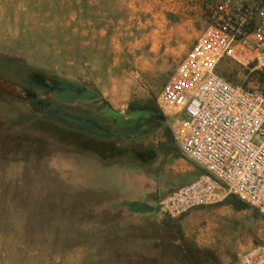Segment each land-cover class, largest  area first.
I'll return each instance as SVG.
<instances>
[{
    "label": "rangeland",
    "instance_id": "obj_1",
    "mask_svg": "<svg viewBox=\"0 0 264 264\" xmlns=\"http://www.w3.org/2000/svg\"><path fill=\"white\" fill-rule=\"evenodd\" d=\"M221 1L0 0V111L31 110L28 93L8 78L28 69L97 93L73 106L130 121L137 114L128 104L155 101ZM256 70L229 58L219 66L232 84L262 89ZM37 97L67 100L65 93ZM202 173L167 122L150 121L137 135L107 144L84 143L40 119L1 130L0 264H236L264 243L259 210L234 195L177 218L159 205ZM122 199L153 209H112Z\"/></svg>",
    "mask_w": 264,
    "mask_h": 264
},
{
    "label": "built area",
    "instance_id": "obj_2",
    "mask_svg": "<svg viewBox=\"0 0 264 264\" xmlns=\"http://www.w3.org/2000/svg\"><path fill=\"white\" fill-rule=\"evenodd\" d=\"M232 59L264 72V0H222L214 20L156 95V106L181 153L203 173L160 199L173 218L234 195L264 215V85L229 82L220 63ZM236 264H264V243Z\"/></svg>",
    "mask_w": 264,
    "mask_h": 264
},
{
    "label": "trees",
    "instance_id": "obj_3",
    "mask_svg": "<svg viewBox=\"0 0 264 264\" xmlns=\"http://www.w3.org/2000/svg\"><path fill=\"white\" fill-rule=\"evenodd\" d=\"M264 82V72L256 70ZM21 85L30 98L31 110L10 108L0 111V131L13 132L18 130L31 120H44L52 122L59 128L72 131L80 135L82 142L94 140L98 143H116L118 139L135 136L140 129L147 126L150 121L157 125L165 123L164 117L159 112L155 101L151 103L128 104V111L137 114L130 121L123 120L114 114L98 115L87 109L73 106L71 102L78 99L93 100L97 97L94 90H90L79 82H49L39 78L34 71L21 69L18 73L8 76ZM38 92L65 93V103L51 104L37 97ZM170 136L172 137L171 133ZM173 138V137H172ZM151 150V149H149ZM112 209L122 210L124 214H141L151 211L153 208L143 200H120L112 203Z\"/></svg>",
    "mask_w": 264,
    "mask_h": 264
}]
</instances>
